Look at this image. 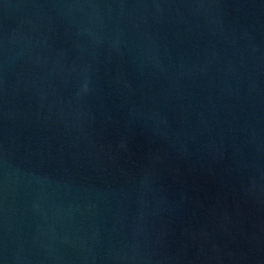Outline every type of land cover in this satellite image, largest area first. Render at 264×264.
I'll return each instance as SVG.
<instances>
[{"label":"water","instance_id":"1","mask_svg":"<svg viewBox=\"0 0 264 264\" xmlns=\"http://www.w3.org/2000/svg\"><path fill=\"white\" fill-rule=\"evenodd\" d=\"M0 264H264V0H0Z\"/></svg>","mask_w":264,"mask_h":264}]
</instances>
